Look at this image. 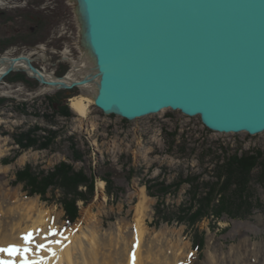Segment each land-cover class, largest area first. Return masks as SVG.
<instances>
[{"label": "rangeland", "instance_id": "1", "mask_svg": "<svg viewBox=\"0 0 264 264\" xmlns=\"http://www.w3.org/2000/svg\"><path fill=\"white\" fill-rule=\"evenodd\" d=\"M27 1V8L7 12L16 16V21L3 23L0 20V57L37 53L32 56L39 70L57 77L66 76L73 63L65 60L61 52L66 49L72 53L76 64L81 60L75 4L72 0ZM28 11L41 15L43 24L40 26L33 20L19 18ZM22 76L29 85L18 80ZM32 80L37 81L24 71H16L0 82V98L14 100L0 105V221L3 224H9V217L14 213L17 215L22 204L32 200V204L36 202L32 215L46 212L52 227L65 237L74 226L87 231L92 225L101 229L103 236L114 231L118 237L120 228L123 234H128L130 227L136 225L137 207L145 191L152 199L146 213L151 239H156L160 229L176 233L183 230L184 243L191 249L187 255H191L192 264H207L213 253L228 260L232 250H240L241 242L247 244L243 241L249 243L250 250H259L264 255V156L251 175L252 194L244 198L246 201L232 187L225 194L234 206L216 203L218 208L209 212L218 210L220 217L210 214L190 224L189 216L182 212L189 208L195 212L199 208L197 202L206 198L210 187L220 182L217 162L221 165L228 157L241 156L245 152L255 154L260 151L264 155V133L250 136L247 133L208 131L200 117H188L170 109L128 121L102 113L95 107L91 95L80 88L81 91L78 88L51 89L40 83L35 85ZM59 91H65L64 95L71 97L66 101L73 118L55 117L48 124L36 114L51 115L46 97L57 96ZM79 96L92 100L86 117L78 115L71 106V100ZM20 103L28 105L26 112L15 108ZM38 125L58 132L55 144L47 150H23L16 143L15 135ZM39 134L45 135L43 132ZM72 146L83 155L82 161L73 159ZM62 162L73 165L76 171L84 170L94 179L93 194L86 187L79 189L88 199L78 203V218L71 226L60 202L64 195L62 190H50L46 196L48 200H44L41 195L32 194L26 184L17 179V172L27 165L37 172H49ZM108 177L113 181L110 188L106 181ZM157 183L169 185L168 194L160 195L157 186L148 189ZM110 189L113 194H109ZM158 205L169 221L157 217ZM77 235L81 233L78 231ZM201 238L204 247L199 251L197 245Z\"/></svg>", "mask_w": 264, "mask_h": 264}, {"label": "water", "instance_id": "2", "mask_svg": "<svg viewBox=\"0 0 264 264\" xmlns=\"http://www.w3.org/2000/svg\"><path fill=\"white\" fill-rule=\"evenodd\" d=\"M72 2L93 70L72 84L50 82L29 57L12 59L25 60L40 84L96 82L95 107L128 121L170 109L213 132L264 133V0Z\"/></svg>", "mask_w": 264, "mask_h": 264}, {"label": "bare ground", "instance_id": "3", "mask_svg": "<svg viewBox=\"0 0 264 264\" xmlns=\"http://www.w3.org/2000/svg\"><path fill=\"white\" fill-rule=\"evenodd\" d=\"M40 50L42 49L39 48V51ZM34 54L37 53L27 56L33 63L36 61L32 56ZM3 57L4 58L0 57V78L11 66H14L17 71H24L30 76L33 75L25 60L21 59L14 62L12 61L14 58L12 56L6 55ZM92 70L93 64L88 55L84 52L80 63L76 64L73 62L72 69L66 76L62 77V79H59L60 77L52 73L40 71L50 82H59L61 80L67 84H72L75 81L82 80L85 76L89 75ZM1 81L2 80H0V82ZM44 86L53 89L48 85ZM79 88L86 91L93 99V95L96 91V82L88 83ZM91 101L92 100L84 96H79L71 100V106L78 115L86 117L89 113ZM24 159L26 160V157H24ZM100 187L103 188L104 183L101 182ZM32 202L34 201L31 200L27 204H22L23 208L19 212L17 210V215L14 213L9 217L10 223H12L11 225L10 223L3 224V222L0 221V247H7L10 244L22 246L23 241L20 237L29 231L36 230H43V233L37 236V242H45L42 235L46 234L49 228L54 227H52L49 221L50 218H48L49 215L46 212L45 214L44 211L38 210L39 212L32 215L31 211H33L36 205V202L35 204H32ZM151 202L152 199L143 191L141 202L137 207L136 225L130 227V231L127 232L128 234H123V230L120 228L121 234H119L118 237V233L114 231H108V233L103 236V234L100 233L101 229L98 230L95 225H92V228L89 226L87 231L74 226L66 233L67 239L62 240L63 246L52 244L57 256L49 258L48 264H132L133 251L135 252V264H192L193 259L191 255H187V252L191 249L187 243H184L185 238L183 230L176 233L175 231L170 232L160 229L159 235L155 237L156 239H151L152 233L146 222V213L149 210L148 208ZM11 206L9 205L10 208ZM78 231L81 235H77ZM175 233L177 235H175ZM56 239H61V237L58 236L52 240ZM84 239H86V241H84ZM243 242L247 244L241 242L238 246L241 247L240 250L237 248L236 250H232L228 260L221 259L217 253H213L211 258L208 259L207 264H264V255L262 252L259 250H250L248 247L249 243L247 241ZM137 243L138 246L134 248ZM116 245H118L117 249ZM112 249L114 251H112ZM41 255L47 256L48 253L45 252Z\"/></svg>", "mask_w": 264, "mask_h": 264}, {"label": "trees", "instance_id": "4", "mask_svg": "<svg viewBox=\"0 0 264 264\" xmlns=\"http://www.w3.org/2000/svg\"><path fill=\"white\" fill-rule=\"evenodd\" d=\"M11 11H0V20L3 21V23L16 21V16L7 13ZM23 17L29 21L33 20L37 22L40 26L44 22V18L41 15L29 13V11L27 14H24L19 18ZM18 78H20L18 79L20 82H25L29 85V83H27L28 80L24 76ZM32 81L35 83V85H39L38 81ZM64 92L65 91H59L57 96L46 97V104L52 112L51 115L38 113L36 116L39 119L46 121L48 124H50L52 122L50 120L55 117H62L66 119L73 118L69 104L66 101V99L71 97L64 95ZM6 102H14V100L11 101L0 98L1 106H3ZM27 107L28 105L26 103L15 105L16 109L24 112L27 111ZM206 130L210 131L208 128H206ZM39 132H43L45 135H40ZM57 136L58 132L54 131L53 129H43L38 125L30 128L23 134H19L17 136L15 135L14 138L16 143L22 147L23 150L30 148L47 150L55 144V139ZM72 154L75 161H82L83 155L75 149V146H72ZM263 156V153L260 151H257L255 154L245 152L241 156L235 155L233 157H228L226 160H224V162H222L221 165H218L221 162H217L216 166L218 169H220L218 174L220 182L214 186H211L210 191L206 194L207 197L203 198L200 203L197 202L199 204V208L195 212L193 211V208H189L188 211L187 209L182 211L183 213L185 212L186 216H189V223L195 224L196 222L201 221L203 218L208 217L210 214L220 217L221 213L218 212V210L211 211L209 214L211 209L219 206H216V203L226 206H229V204L230 206H234L233 203L229 201L228 196L225 194L227 191L229 192L232 187L235 188L236 194L243 197V199L246 196H250L252 194L250 192L251 175L253 171H255L261 164V158ZM17 179L20 182H24L28 189L31 190L32 194H39L44 200H48L46 196L50 190H62L64 195L60 202L65 210V215L69 226L73 225V223L78 218V203L80 201L87 202L88 199L86 198L87 196L83 194V191H79V189L81 187H86L90 190V193L93 194L94 188L93 176H88L84 170L76 171L73 165L66 162H62L60 165L55 167L54 170L49 172H37L31 165H27L23 170L17 172ZM106 181L108 183V187L113 184V181L110 177H108ZM155 186H157V191H160V195L168 194L169 185H166L165 183H157L154 186H148V189L151 190L152 187ZM109 194H113L111 189ZM150 194H152L151 196H156L153 193ZM244 200L246 201L247 199ZM224 210L225 209H223V211L221 210V212L223 213ZM157 215V217L162 221H169V217L165 216V211L163 214L160 205L157 207ZM199 241L200 243L197 245V249L200 251L204 247V240L201 238Z\"/></svg>", "mask_w": 264, "mask_h": 264}, {"label": "snow or ice", "instance_id": "5", "mask_svg": "<svg viewBox=\"0 0 264 264\" xmlns=\"http://www.w3.org/2000/svg\"><path fill=\"white\" fill-rule=\"evenodd\" d=\"M43 230L29 231L22 235L20 239L23 245L10 244L7 247H0V264H48L49 258L56 257L52 244L63 246L62 240L67 239L63 233L55 228H49L46 234L42 235L44 243L37 242V236ZM60 236L61 239L52 240L51 238ZM138 246H134V248ZM48 253L47 256L41 255ZM132 264H135V252L132 253Z\"/></svg>", "mask_w": 264, "mask_h": 264}, {"label": "built area", "instance_id": "6", "mask_svg": "<svg viewBox=\"0 0 264 264\" xmlns=\"http://www.w3.org/2000/svg\"><path fill=\"white\" fill-rule=\"evenodd\" d=\"M27 6H28L27 0H0V10L9 11V10H15L18 8H25ZM64 33H67V31H65ZM80 53H81V59H82L83 52L80 50ZM61 54H63L64 59L68 60V62H70L71 64L74 62L73 55L68 50L65 49L64 51L61 52Z\"/></svg>", "mask_w": 264, "mask_h": 264}, {"label": "flooded vegetation", "instance_id": "7", "mask_svg": "<svg viewBox=\"0 0 264 264\" xmlns=\"http://www.w3.org/2000/svg\"><path fill=\"white\" fill-rule=\"evenodd\" d=\"M0 25H1V22H0Z\"/></svg>", "mask_w": 264, "mask_h": 264}, {"label": "clouds", "instance_id": "8", "mask_svg": "<svg viewBox=\"0 0 264 264\" xmlns=\"http://www.w3.org/2000/svg\"><path fill=\"white\" fill-rule=\"evenodd\" d=\"M10 11V10H9Z\"/></svg>", "mask_w": 264, "mask_h": 264}]
</instances>
